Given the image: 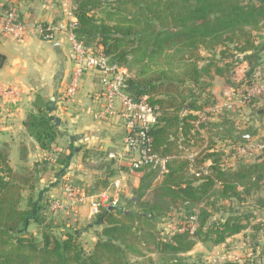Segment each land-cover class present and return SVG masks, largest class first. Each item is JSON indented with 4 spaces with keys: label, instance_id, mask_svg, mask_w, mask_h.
<instances>
[{
    "label": "trees",
    "instance_id": "trees-1",
    "mask_svg": "<svg viewBox=\"0 0 264 264\" xmlns=\"http://www.w3.org/2000/svg\"><path fill=\"white\" fill-rule=\"evenodd\" d=\"M95 10L106 16L98 17ZM72 14L74 37L86 47L102 48L113 62L126 67L129 94L137 99L146 96L156 107L148 136L151 151L168 158L167 172L160 176L156 168H138V185L125 207L106 208L83 228H62L46 220L36 200L39 172L45 167L27 165L29 147L22 142L20 163L12 168L9 143L2 142L0 264H203L188 254L197 243L217 246L244 231L249 223L242 222L252 212H243V203L264 207L263 199L252 196L263 187L264 156L251 162L234 158L233 166L224 165L222 158L231 153L227 147L211 150L213 137L245 142L244 133L251 135L239 132L233 118L224 114L208 121L213 134L207 150L193 160V168L207 174L188 172L190 162L181 156L178 143H189L197 135L191 132L196 131L192 121L197 116L189 111L216 104L205 91L209 84L202 80L204 76L213 72L229 84L233 65L246 63L251 70L244 76L250 85L254 67L264 70V0H72ZM218 61L223 63L219 66ZM2 62L0 54V66ZM195 86L206 93L201 103L193 92ZM257 100L249 102L252 109ZM52 103L37 96L35 112H28L23 121L28 135L44 150H50L61 134L50 114ZM183 109L186 113L180 117ZM207 160L210 164L205 166ZM55 163L67 166L69 155H57ZM116 170L104 169L106 174ZM224 201L229 205L234 201L235 206H225ZM174 212L184 221L171 232L163 231L158 224ZM30 220L36 223L37 235L27 230ZM91 228L99 231L86 250L80 235ZM251 228L264 233V221ZM221 264L258 262L224 260Z\"/></svg>",
    "mask_w": 264,
    "mask_h": 264
},
{
    "label": "crops",
    "instance_id": "crops-1",
    "mask_svg": "<svg viewBox=\"0 0 264 264\" xmlns=\"http://www.w3.org/2000/svg\"><path fill=\"white\" fill-rule=\"evenodd\" d=\"M64 4L72 7L71 0H0V18L9 6H14L20 18L26 23V32L21 40L0 36V54L3 55V62L0 66V85L12 88L17 92V95L0 94V144L2 142L9 143L10 152L16 154L15 158L11 159L9 153V158L17 162L18 146L24 142L29 147L27 164L31 167L37 165L38 168H41L40 162L46 160V156L51 150L57 149V155H69L67 166L56 164L54 161L48 165L50 169L39 172L36 200L41 207L43 206V199L47 197L46 195L50 198L61 195V185L67 179L75 181L90 197L104 189L113 177L122 175L126 188L123 190L121 198L123 196L126 200L132 196V191L138 185L139 173L129 169L124 163H117L108 157L109 152L121 148L124 133L122 120L94 118L96 112L94 107L99 105L102 100L99 98L100 85L98 77L93 70L82 74L76 92L72 96H65V89L75 68L70 43L64 35H58L52 41L42 40L37 30V27L43 24L59 28L61 21L65 20ZM202 64L200 62L199 66ZM236 65L241 66V68L237 66L238 70L246 71V68H244L246 63ZM244 74L242 75L244 76ZM202 80L204 83L209 84L205 91L212 95L216 103H218L221 95L226 97L227 91L232 89L229 84L224 82L222 76H218L213 72L211 76H204ZM193 92L198 98V103H201L206 93L196 86L193 88ZM37 96L53 102V109L50 114L59 118L57 127L61 134L52 144L50 150L41 149L36 141L28 135L23 124L27 113L30 111L35 112L33 103ZM207 108L204 107L201 111H189V113L198 116V113L205 111ZM247 108L248 112L251 111L250 106ZM256 109H258L256 112L259 113L260 108ZM57 110L60 111L59 114H57ZM182 111L186 113L185 109ZM181 112L180 117L184 115L183 113L181 116ZM261 114H264V111ZM209 118L210 122L218 120L215 113H210ZM208 121L203 125L205 138L194 127L196 131L192 130L191 132H196L197 135L193 136L189 143L179 141L178 148L182 157L185 152L196 151L197 158H200L202 153L207 150L208 142H210L209 136L213 134L212 131H208ZM261 121L260 118L258 123L260 124ZM244 136L251 138V135L249 136L247 133H244ZM216 138L213 137L211 150L217 149ZM178 158L182 159L181 157ZM256 159L259 158H250L249 162ZM88 160L92 163L90 169H86L83 165ZM222 161H228L229 163L224 162V165L233 166L234 159L224 156ZM203 164L207 166L210 161L207 160ZM107 167L109 169L117 168V170L115 173L106 174L104 169ZM188 172L193 173L190 166ZM102 173L103 176H101ZM196 183H199V181ZM262 210H264V207ZM68 212L72 218L66 223L60 222L59 225L62 228H71L72 223H78L84 218L87 220V224L94 219L89 215L87 200L82 201ZM247 222L250 223V220H243L242 223ZM33 224L36 226V223L33 222ZM244 231L227 238L224 243L213 246L212 249H220V247L227 245L230 239L239 237ZM197 245L203 247L200 243L195 246Z\"/></svg>",
    "mask_w": 264,
    "mask_h": 264
},
{
    "label": "built area",
    "instance_id": "built-area-1",
    "mask_svg": "<svg viewBox=\"0 0 264 264\" xmlns=\"http://www.w3.org/2000/svg\"><path fill=\"white\" fill-rule=\"evenodd\" d=\"M63 13L67 22L65 31L52 25H39L37 30L42 40L52 41L56 36L64 35L70 43L75 68L65 89V96H72L76 92L82 74L93 70L98 77L100 85L99 98L102 100L101 109L94 113V118L105 120L121 119L124 127L121 148L117 151L109 152L108 157L117 163H124L133 171L142 166H148L158 169L160 176L163 175L167 172L168 158L159 156L151 151L150 137L148 136V131L155 122L157 115L156 107L149 104L146 96L137 99L129 94L127 81L130 77V72L126 67L119 66L113 62L102 48L86 47L82 41L74 37L71 32L75 22L72 7L64 4ZM25 32L26 23L20 18L16 8L9 6L0 18V36L21 40ZM255 75L254 81L238 93V101L241 104L250 102L252 98L264 94V75L262 76L260 73H255ZM231 92L233 95V91ZM0 94L17 95V92L12 88L0 85ZM227 101H230V96H227ZM232 104V102L215 104L198 113L193 124L203 138H205L203 125L210 120L208 113H215L216 116H220V111L223 107H231ZM226 147L231 153V159L245 156H257L260 159L261 156H264V140L247 139L245 142H229ZM57 152V149L51 150L46 156V160L54 162ZM195 156H197L196 151H188L185 152L183 158L190 162V167L195 176L207 174L204 169L199 172L197 168H193L192 164ZM124 182V177L117 175L112 178L104 189L96 195L88 197L82 187L67 179L61 185V195L47 200V208L56 213L67 212L82 201L87 200L89 215L94 217L106 208H114L121 205V195L126 188ZM191 220H194V218L192 217Z\"/></svg>",
    "mask_w": 264,
    "mask_h": 264
},
{
    "label": "rangeland",
    "instance_id": "rangeland-1",
    "mask_svg": "<svg viewBox=\"0 0 264 264\" xmlns=\"http://www.w3.org/2000/svg\"><path fill=\"white\" fill-rule=\"evenodd\" d=\"M95 11L98 17L106 16L104 12H101L99 10H95ZM202 55L207 57L208 54L203 52ZM263 55H264V52H263ZM222 63L223 62L218 61L217 64L219 65ZM233 66L234 68H231L229 71V74H230L229 85L231 86L232 89L227 91L228 94L226 95V97L230 96V101H227L226 97L221 95L220 96L221 98H219L218 103H216V104H223L224 102H232L233 104L231 105V107H228V106L223 107V109L220 111L221 113L220 115L224 114V115H227L233 118L234 126L237 128L239 132L247 131L251 134V138L248 137L249 139H252V140L254 139L257 141L264 140V114H261L264 111V109H261V108H264V98L258 97V100L255 103H253L254 109L251 108V111L248 112L247 107L250 106L249 102L241 104L238 101L239 99L238 93L241 92L244 89V87L248 85L247 77L243 76L242 74L248 72L251 69L249 67L247 68V66L245 65L244 68H246V71L243 72L242 70H238V68L239 67L241 68V66H238L236 64H234ZM252 71H253V75H255V73L256 74L260 73V75L262 76L264 75V70L262 68L259 69L257 67H254ZM231 91H233V95L231 94L232 93ZM255 108H260L259 113L256 112ZM100 109H101V103L94 107V110H96V112ZM260 118L262 119V121L259 124L258 120ZM216 140L217 141L215 143H216L217 149H224L229 144V142H231L228 139L221 140L220 138H216ZM15 155H16L15 152L14 153L10 152L11 159L15 158ZM235 158L241 159L244 162H249L250 158L253 159V158H258V157L257 156H252V157L245 156V157H235ZM225 162L228 163V161H225ZM19 163H20L19 160L15 162L9 159V164L12 168H16L19 165ZM52 163L53 161H49V160H42L40 162V164L45 167V170L50 169L48 165ZM83 165L86 169L92 168V163L89 162V160L86 161L85 164ZM262 185L263 187L256 194H253L252 196L254 197L257 196L264 200V182L262 183ZM37 190L38 189H36V191ZM55 194L56 192L54 193V195ZM26 195H27V192L24 191L23 196H26ZM46 196L47 197H45L42 201L43 208L41 210V214H43L46 220H49L53 222V224H56V225H59L60 222H65V223L68 222L69 219L72 218L70 214H68L69 212L67 211V212H59V213L57 212L56 213V212L50 211L47 208V203H46L47 200H50V197L48 195ZM224 202L223 204H225V206H230V208H232L231 206H235V202L232 203L231 205H229L230 203L228 202H225V203ZM120 204H121L120 205L121 207L126 206L125 205L126 200L124 199L123 196L121 198ZM22 206L24 207V202L22 203ZM241 207H242L241 210L245 213L248 211L252 212V217L248 219L250 220L249 227L246 231H244V233L240 234L239 237L235 239H230L228 244L223 247H220V249H212L213 248L212 246L203 245V247H201L200 245H197V246H194V248L192 249L193 251L189 252L188 254L194 258H197L198 260H201L203 264H221V262L224 260H238L240 262H244L247 260H254L258 262V264H264V249H263L264 233L260 231L256 232L251 228V225L257 224V223L259 224V222L264 220V210H262L263 207L262 208L248 207V204H246V202L243 203ZM80 218H83V217H80ZM183 221L184 219H182V215L174 212V213H171L170 216H168L163 222L159 223L158 226L159 228H162L163 231L165 232H171L175 230L179 222H183ZM86 222L87 220H85L84 218L81 221H78L79 224L77 222L76 223L74 222L70 225V227L71 228H74V227L83 228ZM27 230L28 232L37 235V227L35 226V224H33L31 220L29 221ZM98 231L99 229L91 228L81 233L80 240H81L82 246L86 250L90 249L91 246L93 245V242L95 241V232H98ZM153 258L156 259L157 256L153 255ZM130 260L135 261L137 259L131 258Z\"/></svg>",
    "mask_w": 264,
    "mask_h": 264
},
{
    "label": "water",
    "instance_id": "water-1",
    "mask_svg": "<svg viewBox=\"0 0 264 264\" xmlns=\"http://www.w3.org/2000/svg\"><path fill=\"white\" fill-rule=\"evenodd\" d=\"M66 27H67V22L65 21V20H63V21H61V25L59 26V28L61 29V30H66ZM237 59H240V56H237ZM53 99V98H52ZM60 113V111L59 110H57V114H59ZM183 111L181 112V116L183 115ZM53 122H54V124L55 125H58L59 124V118H58V116H56V117H54V120H53ZM77 137H78V135H77ZM104 174L102 173L101 174V176H103ZM113 207H109L108 209H112ZM105 236H102V238H104Z\"/></svg>",
    "mask_w": 264,
    "mask_h": 264
}]
</instances>
